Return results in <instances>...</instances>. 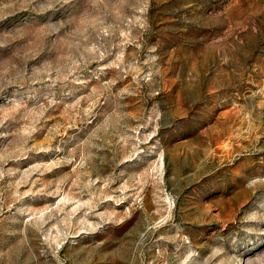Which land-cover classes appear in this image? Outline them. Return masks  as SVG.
<instances>
[{
	"label": "rangeland",
	"instance_id": "374dc122",
	"mask_svg": "<svg viewBox=\"0 0 264 264\" xmlns=\"http://www.w3.org/2000/svg\"><path fill=\"white\" fill-rule=\"evenodd\" d=\"M0 264H264V0H0Z\"/></svg>",
	"mask_w": 264,
	"mask_h": 264
}]
</instances>
